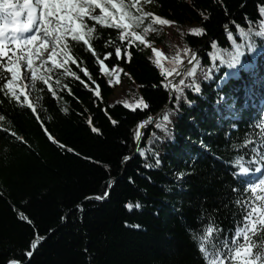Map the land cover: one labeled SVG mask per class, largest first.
I'll return each instance as SVG.
<instances>
[{
  "label": "trees",
  "instance_id": "16d2710c",
  "mask_svg": "<svg viewBox=\"0 0 264 264\" xmlns=\"http://www.w3.org/2000/svg\"><path fill=\"white\" fill-rule=\"evenodd\" d=\"M155 1L156 15L175 23L160 25L145 18L136 30L151 26L145 35L150 46H128L130 62L119 30L89 20L95 24L90 40L96 54L109 69H118L111 76L101 74L95 56L69 37L79 66L70 62L68 67L80 79L54 69L59 71L50 80L55 97L37 81L35 113L4 94L3 85L11 78L4 65L9 58L23 56L10 37L4 41L9 51L0 57V264L8 259L22 264H208L210 258L202 255L195 236L204 235L205 226L212 224L220 229L219 239L231 244L236 228L243 226L236 202L250 195L244 191L249 178L234 173L257 166L249 161L252 149L261 143L256 125L264 121V36H252L254 47L246 46L241 63L230 68L234 75H226L228 66L219 56L228 59L233 50L228 32L237 44H245L237 25L246 32L260 31L264 0ZM188 23L205 29L204 34L191 33ZM213 42L220 50L215 58ZM153 45L169 58L185 47L196 53L200 92L184 89L191 104L181 97L177 108L175 93L170 98L161 85L164 77L151 59ZM116 46L122 49L121 58L115 55ZM108 52L112 56L105 58ZM84 67L90 76H85ZM209 69L211 78L205 79ZM124 78L127 88L111 98ZM57 79L66 87H57ZM97 85L99 97L91 91ZM141 98L148 108L127 106ZM165 114L167 133L155 127ZM149 116L153 122L141 129L137 143L135 129ZM153 133L159 139H152ZM246 139L253 143L233 148ZM138 147L146 149L143 156ZM259 150L264 153V146ZM125 156L131 159L124 161ZM238 156L243 158L240 165L235 162ZM181 172L185 175L177 179ZM106 191L105 199H95ZM129 203L132 209L126 207ZM250 236L256 252L264 245V233ZM212 237L219 243L215 231ZM28 251L33 252L30 258Z\"/></svg>",
  "mask_w": 264,
  "mask_h": 264
},
{
  "label": "snow or ice",
  "instance_id": "6c2138e0",
  "mask_svg": "<svg viewBox=\"0 0 264 264\" xmlns=\"http://www.w3.org/2000/svg\"><path fill=\"white\" fill-rule=\"evenodd\" d=\"M144 2H150V0H144ZM96 9H99V14L96 13ZM260 12L264 13V5L260 6ZM0 13H3V24H0V57L8 56V49L4 46V41L9 39L5 34L6 30L11 28V42L15 44L16 48L23 53V56H18L15 60L9 58L6 65V73H10L11 78L6 80L3 85L5 95H10L16 101L26 103L28 107L35 113V107L32 101L28 99V93L24 80L27 79L33 87L37 81H42L50 91L52 96H56V91L52 88L50 83L53 70L63 69L62 76H72L77 80L80 77L75 71H72L68 65L70 62L76 63L79 66V60L73 56L70 50L69 37L71 41L82 42L81 46H86L87 50L95 56L96 62L99 65V71L103 75L111 76L118 69L114 66L109 69L105 64V60L101 59L96 54L95 49L91 43L90 37L95 30V24H90V21L98 22L100 25L110 26L119 30V39L125 41L124 56L127 61L131 60V52L128 51V46L141 43L145 46H150V42L146 40L145 35L149 31V27L143 28V32L137 31L140 28L145 18H151L153 23L160 25H171L174 21L165 19L161 16L153 13H148L143 10L141 0H23L20 3L19 0H0ZM26 13V18L21 17ZM88 18V19H86ZM207 19V17H204ZM234 23V22H233ZM35 28V32L27 37H21L18 34L29 32L30 29ZM228 26L225 25L227 30ZM240 35L243 37L245 44H237L231 32H228V37L233 42V50L228 54V59H224L220 56L221 63L227 64L229 68H233L241 63V57L244 54V50L247 46L248 49L254 47L252 42V36H264V20L261 21V29L259 32L250 28L247 32L237 25ZM153 31L155 29H152ZM193 34L203 35L205 29L193 28L189 30ZM38 43V46L37 45ZM108 43H114L109 41ZM215 51L213 52V58L219 55L220 50L216 48L215 42L212 43ZM155 56L152 59L153 64L160 69V75L164 77L161 80V85L164 89L169 91L170 98L172 93H175V99L177 101V108L179 107V100L184 97L188 104L192 102L187 100L184 95V89L189 88L194 92H200V85L195 80L196 71L200 67V61L196 53L190 48L185 47L178 51L173 57H166L164 53L159 49H152ZM122 49L120 46L115 47V55L117 58H121ZM183 53V54H181ZM45 55L47 59L45 60ZM105 58L111 57L112 53H105ZM26 60V66L29 70L22 76L21 72V60ZM40 61V64L35 63L36 60ZM187 61V66L184 65V61ZM50 61L52 67H46L47 62ZM165 61L168 62V67H165ZM218 70V68L216 69ZM85 76H90L87 67L82 69ZM122 71V69H119ZM212 69H209L204 78H211ZM235 73H226V75H234ZM172 77V79H168ZM177 77H180L178 82H173ZM190 78V82L186 83L185 78ZM111 80L109 83L111 84ZM95 83V81H93ZM57 87H66L61 85L60 80H56ZM84 86L87 88L88 84L84 82ZM155 87V85H154ZM91 91L96 97L100 96L99 86L92 88ZM21 94L25 97L24 101H21ZM130 109L135 110L137 107L141 109L148 108V104L143 102L142 98L137 101L136 105H127ZM63 111L67 112L68 109L64 108ZM38 115V114H37ZM169 121L168 114H165L160 121L155 122V127L161 129L164 132H168L166 122ZM151 116L145 121H141L134 132V140L139 143L143 132L141 131L147 124L152 123ZM88 123H91L89 119ZM113 124L116 121H112ZM235 127V125H233ZM260 129L261 143L257 144L256 148L252 149L254 155L249 163L257 165V167H240L239 173L247 175L250 172H259L261 167H264V153L260 152V147L264 146V121L256 125ZM93 131L99 132V129L94 128ZM152 139H159L155 137L153 133ZM152 139L148 141L151 145ZM201 143H203L201 141ZM253 141L246 139L243 144H234V149H240ZM137 152L140 155H144L145 148H137ZM156 158V165L160 164L158 154L154 153ZM259 157V159L257 158ZM124 161L131 159L130 156H125ZM242 157H236L235 162L237 165L241 164ZM146 168H152L154 165L146 164ZM185 173L178 174L177 179L183 177ZM111 187V183L109 184ZM234 191H236L234 189ZM245 192L250 193L247 200L237 201L236 203L241 206L243 212L242 227H237L235 230L234 238L229 244L227 238L220 240V229L213 228L212 224L205 226L204 235L195 236L198 239L199 248L204 257L210 258L208 264H264V245L259 246L258 251L253 252V248L256 245L249 243L251 234L264 233V177H260L258 180L256 177H249ZM259 193V195H258ZM109 193L106 191L102 196L95 197V199L103 200ZM127 208L132 209L131 203L126 205ZM136 207H140L139 203ZM26 219V217H24ZM63 219V218H62ZM216 232L215 240H219L216 243L213 240L212 234ZM240 237H243V243L240 242ZM40 239H43L42 237ZM36 244L33 243L34 249ZM211 248V251H209ZM33 252H26L27 257H32ZM6 264H22L20 260L8 259Z\"/></svg>",
  "mask_w": 264,
  "mask_h": 264
},
{
  "label": "rangeland",
  "instance_id": "374dc122",
  "mask_svg": "<svg viewBox=\"0 0 264 264\" xmlns=\"http://www.w3.org/2000/svg\"><path fill=\"white\" fill-rule=\"evenodd\" d=\"M126 2H127V0H126ZM141 2H142V7H143V10L145 11V12H148V13H153V14H157L158 13V5H157V2L155 1V0H150V2H144V0H141ZM33 3H34V0H33ZM186 26L187 27H189V28H197L198 27V25L197 24H186ZM181 29H183V27H181ZM30 32H29V34H18V35H20L22 38L23 37H27V36H30V35H32L34 32H35V28H33V29H30L29 30ZM11 32V29H9V30H6V35L8 36V37H10V33ZM11 38V37H10ZM38 43L39 42H37V45L36 46H38ZM153 48H155V49H158L156 46H151V48H150V50L151 51H153L152 49ZM262 57V59L264 58V56H261ZM45 60L47 59V57H46V55H45ZM219 58H220V56H219ZM21 72H22V76H23V74L25 73V72H28L29 70L27 69V66H26V60H24V59H22L21 61ZM35 63L37 64V65H39L40 64V61L37 59L36 61H35ZM46 67H52V65H51V62L50 61H48L47 62V64L45 65ZM59 72V71H58ZM58 72H56V71H53V74H52V77L51 78H53V79H55L56 78V75L57 74H59ZM254 76L256 75L257 76V72H256V70H254ZM54 73H56V75L54 74ZM226 73H230V68L228 67L227 69H226ZM220 80H223V79H220ZM24 85L26 86V91H27V93H28V99H30L31 101H32V104H33V106H34V103H33V95H34V93H33V86L31 85V83L29 82V80H27V79H25L24 80ZM127 88V80L124 78L123 80H122V82H121V84L115 89V91H114V94L112 95V97L111 98H116V97H118L120 94H121V92L124 90V89H126ZM21 96L22 97H24L22 94H21ZM24 100H25V97H24Z\"/></svg>",
  "mask_w": 264,
  "mask_h": 264
},
{
  "label": "water",
  "instance_id": "95a60500",
  "mask_svg": "<svg viewBox=\"0 0 264 264\" xmlns=\"http://www.w3.org/2000/svg\"><path fill=\"white\" fill-rule=\"evenodd\" d=\"M171 79H172V78H171ZM173 82H175V80H174Z\"/></svg>",
  "mask_w": 264,
  "mask_h": 264
}]
</instances>
